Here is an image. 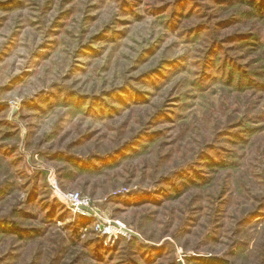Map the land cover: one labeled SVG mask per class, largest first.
Segmentation results:
<instances>
[{
    "label": "rangeland",
    "instance_id": "374dc122",
    "mask_svg": "<svg viewBox=\"0 0 264 264\" xmlns=\"http://www.w3.org/2000/svg\"><path fill=\"white\" fill-rule=\"evenodd\" d=\"M247 4L0 0V264H264V12Z\"/></svg>",
    "mask_w": 264,
    "mask_h": 264
},
{
    "label": "built area",
    "instance_id": "2783aa9c",
    "mask_svg": "<svg viewBox=\"0 0 264 264\" xmlns=\"http://www.w3.org/2000/svg\"><path fill=\"white\" fill-rule=\"evenodd\" d=\"M53 185L52 187L53 190H55L54 192L65 205V207L70 210L73 216H90L87 212L80 209L81 207L91 209L90 200L88 197H84L77 192H60V190L56 189ZM111 222V220H100V222H97L94 227L97 234L107 236H117L118 233L123 234L118 228L113 227ZM116 224L119 227H124L120 223L116 222Z\"/></svg>",
    "mask_w": 264,
    "mask_h": 264
},
{
    "label": "trees",
    "instance_id": "16d2710c",
    "mask_svg": "<svg viewBox=\"0 0 264 264\" xmlns=\"http://www.w3.org/2000/svg\"><path fill=\"white\" fill-rule=\"evenodd\" d=\"M243 1L244 2H248L247 5L248 6H251L252 8H255L256 7L259 12H264V0H243ZM232 136H233V138H236L238 140H242L241 137H239L238 133H233ZM81 225H82V223H81ZM197 261L202 262V264H225L224 262H222L220 260H204V259H198Z\"/></svg>",
    "mask_w": 264,
    "mask_h": 264
},
{
    "label": "water",
    "instance_id": "95a60500",
    "mask_svg": "<svg viewBox=\"0 0 264 264\" xmlns=\"http://www.w3.org/2000/svg\"><path fill=\"white\" fill-rule=\"evenodd\" d=\"M82 211L87 212L89 215H94L93 211L89 208H80ZM111 225L115 228H118L122 233L128 235L129 237H133V238H137L139 239L138 235L134 232H132L131 230L125 228V227H119L116 223L111 222ZM178 264H182L180 261H178Z\"/></svg>",
    "mask_w": 264,
    "mask_h": 264
}]
</instances>
